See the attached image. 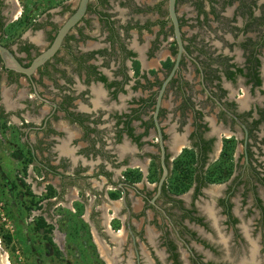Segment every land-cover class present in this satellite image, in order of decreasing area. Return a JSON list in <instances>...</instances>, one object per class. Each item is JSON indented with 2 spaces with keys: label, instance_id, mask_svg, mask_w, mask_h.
Listing matches in <instances>:
<instances>
[{
  "label": "flooded vegetation",
  "instance_id": "af4514ba",
  "mask_svg": "<svg viewBox=\"0 0 264 264\" xmlns=\"http://www.w3.org/2000/svg\"><path fill=\"white\" fill-rule=\"evenodd\" d=\"M43 4L0 0V44L22 67L79 0ZM175 12L183 51L156 120L178 55L167 0H89L30 78L0 60V182L50 259L66 263V245L48 253L44 213L65 222L92 159L96 198L129 211V264H264V0H176Z\"/></svg>",
  "mask_w": 264,
  "mask_h": 264
},
{
  "label": "crops",
  "instance_id": "0c3cea01",
  "mask_svg": "<svg viewBox=\"0 0 264 264\" xmlns=\"http://www.w3.org/2000/svg\"><path fill=\"white\" fill-rule=\"evenodd\" d=\"M145 1L146 3H151V0ZM141 16L144 17L146 15L143 14ZM7 42L11 43L12 38ZM94 164L95 161L92 159L86 161V163L84 162V166L89 165V167L84 173L80 174L84 178L85 194L77 195L76 188H74L71 196H69V201L63 203V206L68 210L64 223L59 224V222L56 221L57 216L55 212L44 213L45 221L55 226L56 230L55 233L52 235L50 234L53 241L51 238L49 239L52 244V250L50 249L48 253H52L56 250L55 243L58 242L59 237L60 240L67 245L70 243V236H72L77 238L80 246L82 245L81 247L73 245L81 254H85L86 249L88 248L86 246L88 245L87 240L91 239V242L94 245V250L99 256L98 258L100 261L102 260L101 262H98V264H129V245L128 249H126V257L121 254L128 241L129 227L128 230H125L124 224L125 221L129 220V211L126 213L124 212L123 209L126 208L124 202L113 201L109 199L106 194L105 196H100V201L96 198L95 191H97V188H101L102 184L99 183V178L95 175ZM80 183L82 184V180ZM9 184V182L6 184L5 188L7 189L6 191L8 194H5L8 198L13 199V189ZM30 186L31 188L35 187L34 185ZM22 217L23 214L20 211L18 214L19 219L17 218L16 220L20 221ZM113 218L117 221H113ZM45 221L43 218H40V222ZM119 221L121 223H119ZM120 224L122 225V228L118 231ZM112 228L117 232L110 231ZM68 250L69 249H67V251ZM88 251L91 252L89 248Z\"/></svg>",
  "mask_w": 264,
  "mask_h": 264
},
{
  "label": "rangeland",
  "instance_id": "374dc122",
  "mask_svg": "<svg viewBox=\"0 0 264 264\" xmlns=\"http://www.w3.org/2000/svg\"><path fill=\"white\" fill-rule=\"evenodd\" d=\"M34 3L38 4V8L42 6L43 3H57L60 2L61 0H32ZM42 1L43 3H41ZM33 5V4H32ZM36 5V4H34ZM44 5V4H43ZM37 8V12H38ZM43 8V6L41 7ZM45 8V7H44ZM13 27L9 31V33H13ZM3 168L8 172L9 175H12L11 172V167L10 163L8 161L5 162L3 159L2 161ZM1 170H0V178L2 177L1 175ZM3 178V177H2ZM7 189L5 186L1 185L0 182V203L4 204L6 203L7 205L10 206V208L4 207L3 210L5 212V216L10 220V223H12L14 227V231L12 234H10L5 228L4 224H0V240H1V235L3 233H7L11 237V244L9 247H6L3 243H1V249H0V259L2 263L4 264V257L5 259L9 262V264H98V262H101L100 259L98 258V254L94 250V245L91 242V239L87 240L88 245H86L90 251H88V248L86 249L85 254H81L79 250L75 249V246L78 245V247H81L79 245V241L77 240L76 237L70 236V243L66 245V250L69 249L68 252H65L64 256L66 259V263L60 260H54L50 259V255L44 254V249L42 248L41 250H38L36 247H34L31 244V238L33 239L40 240L39 235L37 234H31L25 225H23V228L20 227L19 224L16 223V219L18 218L19 212L22 210L19 208V206L16 203V199L8 198V196L5 194L7 193ZM22 223V219H20ZM11 225V224H10ZM35 243V242H34ZM59 246V245H58ZM69 246V248H68ZM84 246V244H83ZM60 247V246H59ZM50 250V249H48ZM65 250V251H66ZM93 250V251H92ZM55 252V251H54Z\"/></svg>",
  "mask_w": 264,
  "mask_h": 264
},
{
  "label": "water",
  "instance_id": "95a60500",
  "mask_svg": "<svg viewBox=\"0 0 264 264\" xmlns=\"http://www.w3.org/2000/svg\"><path fill=\"white\" fill-rule=\"evenodd\" d=\"M88 1L89 0H79V4H78L77 9L61 25V27L59 28V30H58V32H57V34H56L51 46L48 47L43 52H41L38 56H36L32 60V62L30 63V65L28 67H22L20 65V63L16 60L15 56L13 55V53L8 48H6V47H4V46H2L0 44V60L2 61L4 68L6 70H9V71H12V72L21 73V74L25 75L27 78H30L31 75L41 65H43L48 59H50L57 52V50L60 48V46L62 44V41H63L64 37L66 36V34L84 16ZM175 4H176V0H167V11H168L169 19H170V21L172 23L173 36H174L175 42H176V44L178 46V55H177L174 67H173V69L171 71V74L164 81V83L162 85V88L160 90L159 98L157 100V109H156L155 114H154L155 120H156V115H157V112H158V106H159V103H160L161 95H162V93L164 91L165 86L167 85V83L171 79L172 75L174 74V71L178 67L180 55H181V53L183 51V45H182V41H181V30H180L177 14L175 12ZM0 96H1V81H0ZM156 126H157V123H156ZM157 128H158V126H157ZM161 167H162L163 173H162V176H161V178L159 180V185H158V190L159 191H160V187H161L165 177L167 176V168H166V166L164 164V151H163V149L161 151Z\"/></svg>",
  "mask_w": 264,
  "mask_h": 264
},
{
  "label": "built area",
  "instance_id": "2783aa9c",
  "mask_svg": "<svg viewBox=\"0 0 264 264\" xmlns=\"http://www.w3.org/2000/svg\"><path fill=\"white\" fill-rule=\"evenodd\" d=\"M4 207H5V203L4 204L0 203V224H4V228L10 234H12L15 226L12 223H10V220L7 218V216H5V212L3 210Z\"/></svg>",
  "mask_w": 264,
  "mask_h": 264
},
{
  "label": "trees",
  "instance_id": "16d2710c",
  "mask_svg": "<svg viewBox=\"0 0 264 264\" xmlns=\"http://www.w3.org/2000/svg\"><path fill=\"white\" fill-rule=\"evenodd\" d=\"M1 240H2V243L6 246V247H9V245L11 244V237L10 235H8L7 233H3L1 235ZM55 252H57V250H55Z\"/></svg>",
  "mask_w": 264,
  "mask_h": 264
},
{
  "label": "bare ground",
  "instance_id": "6f19581e",
  "mask_svg": "<svg viewBox=\"0 0 264 264\" xmlns=\"http://www.w3.org/2000/svg\"><path fill=\"white\" fill-rule=\"evenodd\" d=\"M3 261H4V264H6V262H5V257H4ZM7 263H8V262H7Z\"/></svg>",
  "mask_w": 264,
  "mask_h": 264
}]
</instances>
